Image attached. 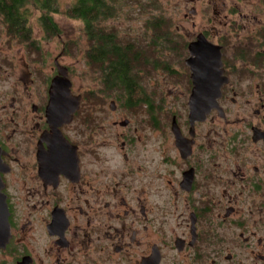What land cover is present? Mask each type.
I'll use <instances>...</instances> for the list:
<instances>
[{"label":"flooded vegetation","instance_id":"flooded-vegetation-1","mask_svg":"<svg viewBox=\"0 0 264 264\" xmlns=\"http://www.w3.org/2000/svg\"><path fill=\"white\" fill-rule=\"evenodd\" d=\"M211 5L197 36L221 48L218 98L186 65L195 36L189 70H98V98L71 81L79 107L59 125L58 70L0 15V264H264V19L238 14L264 0L223 2L238 20Z\"/></svg>","mask_w":264,"mask_h":264},{"label":"trees","instance_id":"trees-1","mask_svg":"<svg viewBox=\"0 0 264 264\" xmlns=\"http://www.w3.org/2000/svg\"><path fill=\"white\" fill-rule=\"evenodd\" d=\"M123 1L128 0H75L67 9L70 18L84 24L90 44L86 57L89 66L95 71L114 70L122 78L121 82L128 84L131 83L130 70H157L162 67L170 70L162 62L163 55L168 62L173 53L181 56L183 50L186 52V40L176 34L172 20L163 14L146 17L145 31L136 38L122 35L117 27L107 26L109 19L118 17ZM135 2L141 4L145 15L150 11L148 9L154 13L159 9V0H144L142 3L132 0ZM34 10L40 13L39 23L47 38L61 35L53 17L59 13L58 0H0V15L11 21L8 27L15 31L12 33L19 35L30 47L37 44L29 23ZM262 36L264 41V32ZM128 91L133 94L131 88Z\"/></svg>","mask_w":264,"mask_h":264},{"label":"rangeland","instance_id":"rangeland-1","mask_svg":"<svg viewBox=\"0 0 264 264\" xmlns=\"http://www.w3.org/2000/svg\"><path fill=\"white\" fill-rule=\"evenodd\" d=\"M75 0H58L59 13L54 14V20L60 28L61 35L52 38H45L43 29L39 23L40 13L36 10L31 13L29 23L32 26V34L35 40L38 39L37 45L41 47L42 51L46 55V64L52 63V70H57L55 61L58 59L60 65L65 66L70 70V79L75 85L77 92L83 93L88 98H98L100 82L99 71L94 70L92 66H89L86 60L87 53L90 49L84 24L79 20H74L67 15V9L73 5ZM144 1V0H140ZM260 0H249L251 4L259 2ZM218 3V13L220 18L223 19L226 16L230 18L239 19L238 14H249L250 18L264 19L263 11L250 10V6L247 10L240 11L236 16H231L235 12L227 10H221V4L232 2H242V0H159V9L152 12V9L147 14H142L141 4L132 3V0L122 2L120 4L121 10L117 18L109 19L107 26L117 27L122 35L130 37H139L145 31L146 17H150L153 14H163L165 17H169L173 22V30L176 31L180 37L185 35L188 40L197 36V34L204 30L209 29V26H213V18H215L212 5L207 7L208 3ZM142 3V2H141ZM192 8H195L196 14H190ZM140 11V12H139ZM140 15H139V14ZM235 15V14H234ZM195 24V27L193 25ZM44 34V35H43ZM46 36V35H45ZM37 38V39H36ZM36 45V43H35ZM163 64H166L170 70H189L184 65V60L187 58L188 53L182 52L181 56L173 53L171 60L167 61L165 55ZM168 56V55H167ZM33 59V57H31ZM178 58V59H177ZM38 60V59H37ZM38 66L42 63V56L38 60ZM41 61V62H40ZM157 70H164L158 68Z\"/></svg>","mask_w":264,"mask_h":264},{"label":"water","instance_id":"water-1","mask_svg":"<svg viewBox=\"0 0 264 264\" xmlns=\"http://www.w3.org/2000/svg\"><path fill=\"white\" fill-rule=\"evenodd\" d=\"M190 14H196L195 10L190 11ZM190 57L186 60V65L192 71V78L194 84L200 85L203 81L208 80L216 84L217 98L220 95L221 81L219 76H222L224 70L221 48L210 43L203 34L197 36L196 40L189 44ZM58 75L52 81V108L48 107V117H52V123L59 125L72 117L79 107L80 97L72 94V82L68 78V68L60 65L58 59L55 61ZM213 77V79H212ZM210 78V79H209ZM213 87L211 86V89ZM214 90V89H213ZM201 91L199 87L194 89L191 98V115L197 113V100L198 93ZM212 91V90H211ZM213 98V97H212ZM210 105V106H209ZM208 105L209 107L217 106L214 101ZM43 169L46 171L48 167V154L47 152L41 153ZM47 172V171H46ZM8 209L4 201H0V247L3 245V239L7 241L9 236L8 225Z\"/></svg>","mask_w":264,"mask_h":264}]
</instances>
